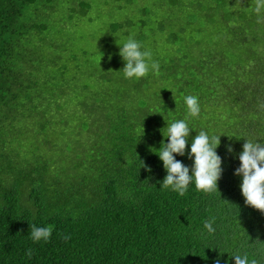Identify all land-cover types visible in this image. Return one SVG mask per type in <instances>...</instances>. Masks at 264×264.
Returning <instances> with one entry per match:
<instances>
[{"label":"trees","instance_id":"trees-1","mask_svg":"<svg viewBox=\"0 0 264 264\" xmlns=\"http://www.w3.org/2000/svg\"><path fill=\"white\" fill-rule=\"evenodd\" d=\"M42 2L59 0H0V264H234L245 253L264 264V213L245 205L233 174L244 138L264 142V10L255 0H140L130 30L111 24L121 45L72 54L67 39L48 60L32 44L48 38L45 24L23 22ZM129 36L158 71L124 77ZM176 120L193 129L175 156L189 169L197 132L221 135L218 192L160 187L155 153ZM26 135L35 149L18 162ZM32 224L53 228L47 242H33Z\"/></svg>","mask_w":264,"mask_h":264},{"label":"clouds","instance_id":"clouds-1","mask_svg":"<svg viewBox=\"0 0 264 264\" xmlns=\"http://www.w3.org/2000/svg\"><path fill=\"white\" fill-rule=\"evenodd\" d=\"M262 10H264V0H255L254 11L259 14ZM258 22H262L259 17ZM141 47L142 45L132 36H129L120 47L119 55L125 62L122 70L126 79H140L148 74L150 68L154 72L159 70V63L152 60L151 50L141 51ZM184 103L190 116H199L201 107L197 96H185ZM191 130L193 129L189 127L186 120H176L167 124L166 131L161 132L162 136L167 138V143L161 140L160 148L155 154L162 161L167 174L160 187L163 189L171 188L181 196L185 194L190 183H194L197 191L218 192L217 181L222 175V160L217 154L216 148L219 146L221 135L209 136L204 130L197 132V135L192 138L190 150L187 153L188 158L193 161L191 169L175 159L176 155H185ZM258 139L244 138L245 142L238 156L239 167L235 169L233 174L242 178L240 192L245 205L264 213V142L258 143ZM227 151L231 153L232 147L228 146ZM146 170L151 171L150 168H146ZM214 219L204 223L208 233L215 231L213 228ZM30 227V238L33 242L41 240L47 242L53 231L51 226L38 227L32 224ZM67 238L65 237V239ZM26 254L31 257V249ZM231 257H234V264H258L255 258L249 259L247 253L244 255L234 254ZM216 264H219L218 260Z\"/></svg>","mask_w":264,"mask_h":264},{"label":"rangeland","instance_id":"rangeland-1","mask_svg":"<svg viewBox=\"0 0 264 264\" xmlns=\"http://www.w3.org/2000/svg\"><path fill=\"white\" fill-rule=\"evenodd\" d=\"M57 5L59 9L56 12H51ZM57 5L51 2L37 3L25 10L23 16V22L45 24L43 32L48 38L45 41L35 39L32 44L39 43L45 46L46 49L42 56L48 60H51L55 55L53 51L56 47L50 48L53 46V42H58V45H61L68 43L67 39H70L68 45L71 47L69 52L72 54L80 52L82 49L92 50L97 44H103L105 40L112 38L118 42L117 45H121L122 35L119 31L113 34L111 24L121 22V31L130 30L126 24L135 25L141 13L140 0H59ZM69 15L75 19V22L67 20ZM64 21L65 23H62ZM61 23L65 26L62 27ZM59 30L61 34H59ZM46 59H44V63L47 62ZM62 64L59 63V65ZM52 66L55 67V65ZM19 142L22 145V150L18 162L26 160L29 153L35 149L33 145L36 144L32 143L30 135L20 137Z\"/></svg>","mask_w":264,"mask_h":264}]
</instances>
